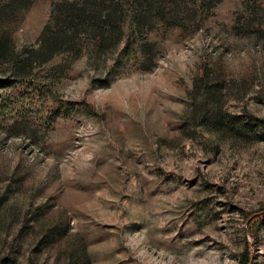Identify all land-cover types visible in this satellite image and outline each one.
I'll return each mask as SVG.
<instances>
[{
  "label": "rangeland",
  "instance_id": "rangeland-1",
  "mask_svg": "<svg viewBox=\"0 0 264 264\" xmlns=\"http://www.w3.org/2000/svg\"><path fill=\"white\" fill-rule=\"evenodd\" d=\"M60 1L10 5L16 50ZM177 2L151 69L86 42L0 88V264H264V0Z\"/></svg>",
  "mask_w": 264,
  "mask_h": 264
},
{
  "label": "trees",
  "instance_id": "trees-1",
  "mask_svg": "<svg viewBox=\"0 0 264 264\" xmlns=\"http://www.w3.org/2000/svg\"><path fill=\"white\" fill-rule=\"evenodd\" d=\"M19 1L22 0H0V66L9 75L0 80V88L19 83L23 72L32 70L33 61L38 64L50 61L57 54L69 52V48L75 50L71 59L76 60L83 47L79 48L81 51L76 48L86 42L96 51L103 50L106 44L123 43L124 51L151 63L145 68L151 69L154 60L152 43L143 40L142 36H147L157 24H175L186 9V5H180L177 0H83L80 4L60 1L43 27L37 45L16 50L5 24L10 5ZM135 44L136 49L132 50ZM198 81L202 82L205 95L213 102L210 108L205 107L206 101L200 102L194 106V113L208 116L214 124L220 123L223 113L218 105V91L211 89L204 78L196 80L194 87Z\"/></svg>",
  "mask_w": 264,
  "mask_h": 264
}]
</instances>
